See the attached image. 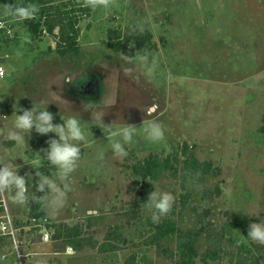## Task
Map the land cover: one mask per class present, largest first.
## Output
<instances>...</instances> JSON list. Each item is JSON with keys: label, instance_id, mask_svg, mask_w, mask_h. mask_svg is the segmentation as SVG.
Instances as JSON below:
<instances>
[{"label": "rangeland", "instance_id": "obj_1", "mask_svg": "<svg viewBox=\"0 0 264 264\" xmlns=\"http://www.w3.org/2000/svg\"><path fill=\"white\" fill-rule=\"evenodd\" d=\"M75 1L0 0V66L6 70L0 78V160L18 157V174L32 184L30 192L36 171L55 178L39 153L55 134L32 131L26 143L9 139L15 104L47 106L53 123L75 115L86 136L63 204L51 209L36 193L49 230L79 226L85 242L55 239V228L46 241L35 228L16 240L23 264H131L132 256L136 264H175L176 237L162 239L160 247L147 243L154 222L142 204L153 185L173 193L180 230L201 231L196 264H205L208 251L217 253L208 264H264V245L246 236L250 223L264 219V0H82L89 11L79 22L78 50L65 56L55 51L51 35L34 37L27 19L11 14L31 4L37 17L41 7H79ZM111 31L148 32L152 45L126 57L109 48ZM137 54L155 61L151 71L135 60ZM89 111L102 112L113 129L157 119L163 137L153 142L140 130L127 155L114 156V138L98 120L89 122ZM190 154L212 163L218 174L189 170ZM149 155L170 157L176 171L145 186L131 166ZM4 199L20 218L17 224H25L32 197L21 204L0 190ZM116 232L119 242L112 238ZM13 242L0 234V264L18 262ZM106 242L118 249L102 251Z\"/></svg>", "mask_w": 264, "mask_h": 264}, {"label": "clouds", "instance_id": "obj_2", "mask_svg": "<svg viewBox=\"0 0 264 264\" xmlns=\"http://www.w3.org/2000/svg\"><path fill=\"white\" fill-rule=\"evenodd\" d=\"M38 9L35 5H21L11 9V14L17 20L31 18ZM135 60L146 70L151 71L155 61L149 62L148 54H137ZM12 125L7 131L9 139L13 141H25L26 135L35 131L40 135L49 133L55 134L47 141L46 149L39 152L55 171V178L51 174L36 171L38 179L35 181V192H30L29 181L25 175L18 174L19 164L15 161L18 157L0 160V190H6L10 198L17 203H24L31 196L39 199L36 193L42 194L51 209L63 204L66 198L67 181L78 166L81 158V143L86 141L85 131L81 120L75 115L61 117V123H53L54 115L47 110V106L38 108L32 103L30 108H20L15 104L13 108ZM103 113L89 111V122L98 120L108 135L114 139L110 142V150L114 156L124 157L128 153L127 146L130 145L136 134L142 130L150 141H159L163 137L164 129L162 122L157 119L141 123L138 128L135 124H124L115 129L105 125ZM26 182H28L26 184ZM153 185V184H152ZM175 197L170 191L158 190L153 185V190L148 194L147 201L142 205L150 211V219L155 223L167 215L172 209ZM247 238L261 245H264V219L259 222H252L248 225Z\"/></svg>", "mask_w": 264, "mask_h": 264}, {"label": "trees", "instance_id": "obj_3", "mask_svg": "<svg viewBox=\"0 0 264 264\" xmlns=\"http://www.w3.org/2000/svg\"><path fill=\"white\" fill-rule=\"evenodd\" d=\"M79 7H70L69 3L64 4V9H56L53 6H44L39 10L38 16L28 18L26 24L29 31L36 38H41L44 34L51 35L55 40V51L60 56L78 50V38L80 34L79 22L89 9L82 6V0H76ZM108 46L116 52L122 53L126 57H133L136 52L142 51L152 45V38L148 32L136 33L120 31H111L108 35ZM193 155L186 160V167L189 170L201 172L203 174H218L219 171L214 169L210 162H199L192 158ZM133 178L140 180L144 185H148V181H157L160 176L168 170L176 171L174 163H171L170 157L162 160L158 155H149L142 161L137 162L131 166ZM46 217L45 208L40 199H31V212L29 218H43ZM28 218V219H29ZM174 207L170 210L167 218L160 220L153 224L154 234L152 235L148 244L161 246V240L166 237H176L178 247V260L175 264H196L198 252L196 249V242L200 237V232L193 230L183 231L177 227L175 221ZM55 239H59L65 243L82 246L85 242L82 237V230L79 226L70 227L61 224L59 226L53 225ZM52 227V226H51ZM121 237L117 232L112 235L116 241H120ZM118 249L117 245L111 242H106L101 245L102 251L113 252ZM216 251H208L202 258L205 264H208V259H216ZM131 264H136V257L132 256Z\"/></svg>", "mask_w": 264, "mask_h": 264}, {"label": "built area", "instance_id": "obj_4", "mask_svg": "<svg viewBox=\"0 0 264 264\" xmlns=\"http://www.w3.org/2000/svg\"><path fill=\"white\" fill-rule=\"evenodd\" d=\"M3 22L0 21V34L3 27ZM0 58H1V49H0ZM6 74V70L0 66V78H3ZM18 219L13 218L8 210V207L6 206L5 201H0V234L8 235L13 239V243L15 246L16 255L18 258V262L16 264H23L22 261V255L20 253V245L17 243V238L19 237H25L24 235L27 232H30L32 230H35V228H41V232H44V238L47 241L51 235V229L49 230L48 224H50V221L47 217L43 218H29L25 222V224H20V221L18 222L20 225L17 224Z\"/></svg>", "mask_w": 264, "mask_h": 264}, {"label": "crops", "instance_id": "obj_5", "mask_svg": "<svg viewBox=\"0 0 264 264\" xmlns=\"http://www.w3.org/2000/svg\"><path fill=\"white\" fill-rule=\"evenodd\" d=\"M4 201H5V199H4ZM6 202V201H5ZM9 210V209H8ZM9 213H11L10 211H9ZM11 215V214H10ZM12 217H15V216H13V215H11ZM16 219H20V218H17V217H15Z\"/></svg>", "mask_w": 264, "mask_h": 264}]
</instances>
